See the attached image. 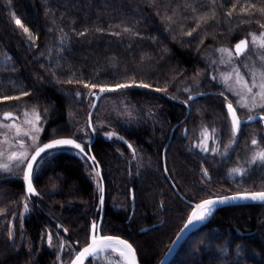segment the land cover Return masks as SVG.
<instances>
[{"label":"trees","instance_id":"obj_1","mask_svg":"<svg viewBox=\"0 0 264 264\" xmlns=\"http://www.w3.org/2000/svg\"><path fill=\"white\" fill-rule=\"evenodd\" d=\"M262 9L264 0H0V114L35 109L41 143L72 137L87 153H44L31 194L22 174L0 173V264L69 262L98 224L103 190L101 233L129 240L141 264H159L192 208L171 181L193 202L264 190V164L250 163L263 123L233 136L231 96L208 60L264 29ZM122 83L131 86L95 108L94 139L95 97ZM169 264H264V203L219 208Z\"/></svg>","mask_w":264,"mask_h":264},{"label":"snow or ice","instance_id":"obj_2","mask_svg":"<svg viewBox=\"0 0 264 264\" xmlns=\"http://www.w3.org/2000/svg\"><path fill=\"white\" fill-rule=\"evenodd\" d=\"M252 7L254 8L255 5H252ZM261 12H262V14H264V9H262ZM248 14H250V13H248ZM228 15L231 16V12H229ZM15 23L18 26H20L25 33L28 34L30 39L33 38L30 30L27 27H25L19 19H16ZM261 27H264V25H261ZM125 31H129V30L125 29ZM191 34H192L191 32L187 33V35H191ZM250 36L252 38L251 43L253 44L254 47L264 48V33H261L259 37H257L255 34H250ZM248 45H249L248 39L241 40L239 43H237L235 45V50H234L235 55L236 56L243 55L244 52L246 51V49L248 48ZM219 51L222 53H226L229 58H231L233 55V50H230V49H219ZM262 59H264V57H262ZM234 71L236 72V84L240 86L242 91L248 93L249 95H253L254 97L259 96L261 101H264V72L260 73L261 79L259 80V82H257V80L255 79L256 74L254 73L251 85H249L248 81L244 80V78L239 74L238 69H234ZM213 79H215V77H213ZM229 79H231V74H228L227 76L224 77L225 83H227V81ZM71 82L72 81H68V83H71ZM133 83H134V81H133ZM130 86L131 85L128 83H122V84H116L115 87H112V88L101 87L100 91L101 92H104L106 90L107 91H116L119 89L128 88ZM140 86L146 87V88L149 87V85H147V84H141ZM85 87H88V85H85ZM91 87L95 88V87H97V85L93 84V85H91ZM254 88L258 89V91L256 93H253ZM240 94H241L240 92H237V95H240ZM25 95H27V93H25ZM3 99L4 100H11V99H19V97H4ZM246 99H247V97L242 96V99L240 102L241 107H248L249 106L248 103L245 102ZM259 106L261 108H264V103H261ZM227 110H228V113L231 117L232 133H233V136H235L240 131L242 121L240 120L239 116L237 115L236 109L233 107L231 102H229L227 104ZM28 115H29L28 113H25L26 117ZM32 115H33L34 119L28 120L26 122L29 124H32L34 130L36 132H39V131H41V129L35 127V123L40 120L39 113L36 112V110L34 109L32 112ZM4 119L5 120L14 119L13 114L12 113H5ZM249 119H253V117H249ZM261 119L264 120V117H261ZM0 127H7L9 129L15 128L17 134H22V135H28L29 134L27 132L21 133L20 129L15 124H11V125L0 124ZM208 135H209L208 130L205 128L202 132V136L205 139H207ZM35 139H36V137L33 136L34 141H35ZM257 143H258L257 140H255V139L252 140L253 145H257ZM58 146H71V147H74L76 149H79V151L81 153H84L85 155H87V153L85 152V150L81 146V144L77 143L75 140H73V139H55L51 143L45 144V145L37 148L35 150V154L32 155L30 158L26 152H21L18 155L16 153H13L11 156H9L10 160H16L19 163H23L25 160L29 161L25 166L26 167V173H25L24 179L27 181V188H28V192L30 194L35 192V189L32 187L33 163L37 161V157H39L42 152H45L46 149L50 150V149L57 148ZM21 147H23V145H21ZM205 150H207V148H205ZM0 154H2V153H0ZM89 158L93 159V160L95 159L94 157H89ZM256 162L264 164V149L260 150L259 152L255 153L253 155L250 163H256ZM0 169L7 170L8 165L7 164H0ZM245 171L246 170H243L240 168H234L232 170L233 173L240 174V175H243L245 173ZM205 175H207L206 170H205ZM229 199H232V200L251 199V200H256V201H264V191L245 193V194L233 196L230 198L225 197V198L220 199V200H213V199L204 200L202 203L196 205V210H194L192 212L187 223L184 225V228L188 229L190 226H193L198 222L204 221L207 218V216L211 215V212L217 203H225ZM100 202H101V204H103V196L102 195L100 197ZM97 228H98V225L94 222L92 225L93 234L91 236V242L89 243V245L87 247H84L82 250H80L77 253L75 258L72 261H70V264H84L85 259L88 257L97 258L101 253L112 252V251H119V255L121 257H123L128 262V264H137L136 258H135V249L132 247L131 244H129L127 241L120 240V239L115 238V237L101 236L98 234ZM48 241H49V243H51V236L48 237Z\"/></svg>","mask_w":264,"mask_h":264},{"label":"rangeland","instance_id":"obj_3","mask_svg":"<svg viewBox=\"0 0 264 264\" xmlns=\"http://www.w3.org/2000/svg\"><path fill=\"white\" fill-rule=\"evenodd\" d=\"M261 33H264V29L253 31L251 34H255L257 37H259ZM247 39L249 40V45L243 55H235V45L231 47H219L218 49L211 51L210 54L208 53V60L213 72V77H215L219 84L224 88L225 93L228 96H231H229L230 98H228L227 104L231 102L242 118H247L255 114H264V108L259 106L261 103H264V101H261L259 96L254 97L253 95H249L248 93L242 91L240 86L236 84V72L234 69L239 70V74L244 78V80L248 81L249 85H251L254 73L256 74L255 79L257 82H259L261 79L260 73L264 72V59H262V57H264V48L254 47L251 43V36H249ZM219 49L233 50L232 57L229 58L226 53L220 52ZM228 74H231V79L225 83L224 77ZM257 91V88L253 89V93H256ZM237 92H240L241 94L237 95ZM242 96L247 97L245 102L248 103V107L240 106ZM33 110L34 109L23 110L22 113L17 114L16 118L10 120H5L3 117V114L8 111L1 112L0 124H15L20 129L21 133L27 132L29 134H17L15 128L9 129L7 127H0V153H2L0 154V164L8 165V169H0V173L23 175L28 160H25L23 163H19L16 160H10L9 156H11L13 153L18 155L21 152H26L30 157L33 151L41 144L43 123L40 114V120L35 123V127L41 129V131L36 132L33 128V125L26 122L28 120L34 119L32 115ZM36 112L38 111L36 110ZM25 113H28L29 115L26 117ZM229 118L231 120L230 116ZM97 127L99 130L103 131L102 133L105 137H114L115 133L112 130H108L107 128L104 129L102 124L99 123ZM33 136L36 137L35 141L33 140ZM21 145H23V147H21ZM81 146L85 150L84 143L81 144ZM67 147L76 154L82 157H87V155L81 153L79 149L71 146ZM94 174L98 182V171L95 169ZM27 210L28 207L25 203L23 212L25 213ZM59 246L62 247V241H59ZM69 262H65L61 256L59 257L58 264H68ZM86 264H128V262L119 255V251H112L101 253L97 258L92 257L90 262L88 261Z\"/></svg>","mask_w":264,"mask_h":264},{"label":"water","instance_id":"obj_4","mask_svg":"<svg viewBox=\"0 0 264 264\" xmlns=\"http://www.w3.org/2000/svg\"><path fill=\"white\" fill-rule=\"evenodd\" d=\"M245 39H246V38H243V39H241V40H245ZM241 40H239L238 42H236L235 45H236L237 43H239ZM234 47H235V46H234ZM107 92H109V91L106 90V91H104V92H101V91L99 90V92L97 93V95H96V97H95V100H94V103H93L92 109H91V111H90V116H89V117H90V118H89V127H90L91 131H93V135H94L93 138H94V139H95V137H96V132H95V128H94V125H93V122H92L91 117H92V114H93L95 108H96L97 105L99 104V101H100L101 97H102L104 94H106ZM200 95H202V92L194 93V94L191 96V99H195V98H197V97L200 96ZM233 107H234V106H233ZM234 108H235V107H234ZM235 109H236V108H235ZM236 112H237V115L239 116L240 120L242 121L241 125H243V124H247V123H252V122H256V121L261 120V121H263V126H264V120L261 119V117H264V114H255V115L249 116V117H253V119H249V117H247V118H242V117H240V115H239L237 109H236ZM5 113H12L14 118L17 117V114H15V113H13V112H10V111L5 112ZM5 113H4V114H5ZM4 114H3V117H4ZM171 138H172V134H171V136H170V138H169V141L167 142V144H166V146H165V149H164V156L166 155V151H167V148H168V146H169V144H170V142H171ZM55 139H73V140H75V139L72 138V137H60V138H55ZM55 139H52V140H49V141H46V142H42L37 148H39V147H41V146H43V145H45V144L51 143V142H52L53 140H55ZM75 141H76V140H75ZM58 147H61V146H58ZM37 148H36V149H37ZM36 149H35V150H36ZM35 150H34L33 153L30 155V157H31L32 155L35 154ZM50 150H51V149H50ZM47 151H49V150L46 149L45 152H42V153L40 154V156L37 157V161L33 163V174H34V169H35V166H36L37 162H38L39 159L43 156V154L46 153ZM30 157H29V158H30ZM28 162H29V161H27V163H28ZM25 173H26V167H25V169H24L23 179H24ZM33 174H32V187L35 189V186H34V183H33ZM24 182H25V185H26V190H27V192H28L27 181H26L25 179H24ZM171 183H172L173 188L175 189L176 193H177L181 198H183L185 201H187L188 203H190V205L192 206V208H191V210H190V213H189V215H188V217H187V219H186L184 225L187 223V221H188V219L190 218L192 212H193L194 210H196V205L202 203L204 200H208V199L220 200V199H223V198H225V197L230 198V197L237 196V195H242V194H245V193H252V192L264 191V190H254V191L235 192V193H230V194H225V195H219V196L208 197V198L203 199V200H200V201H198V202H193V201H189V200H187V199L181 194V192L179 191V189L177 188V186L174 184L173 181H171ZM35 192H36V189H35ZM35 192H34V193H35ZM102 196H103V204H101V215H100V218H99V221H98V224H97V225H98V228H97V232H98V234L101 235V236H111V237L118 238V239H120V240L127 241V242H128L129 244H131L132 247L135 249V258H136V262H137V264H141V263H140V260H139V256H138L137 250H136L135 246H134L129 240H127L126 238H124V237H122V236H120V235H112V234H106V235H104V234L101 233V227H102L103 217H104V202H105L104 190H103V194H102ZM246 203H264V201H256V200H251V199H236V200L229 199V200H227V202H225V203H217V204L214 206V208H213V210H212V212H211V215L207 216V218H206L204 221H202V222H198V223H196L195 225L190 226L188 229H185V228H184V225H183V226L181 227V229L179 230V232L177 233V235L174 237V239H173V241L171 242V244L169 245L168 249L166 250V252H165L164 256L162 257V259L160 260L159 264H169V263L173 260V258L176 256V254L178 253V251L180 250V248L182 247V245L184 244V242L188 239V237H189V236H190V235H191V234H192V233H193L198 227H200L202 224L206 223V222L212 217V215H213V214H214L219 208H221V207H225V206H229V205L246 204ZM151 227H152V226H145V227H143V228L141 229V231H147V230H149ZM92 234H93V231H92V229H91L89 242H88L85 246H83L80 250H82L84 247H87V246L89 245V243L91 242V236H92ZM178 238H179V239H178ZM80 250H79V251H80ZM79 251H78V252H79ZM78 252H77V253H78ZM77 253L74 255V257H73L70 261H72V260L75 258V256L77 255ZM91 258H92V257H88V258H86L85 261H84V264H86ZM68 264H70V262H69Z\"/></svg>","mask_w":264,"mask_h":264}]
</instances>
